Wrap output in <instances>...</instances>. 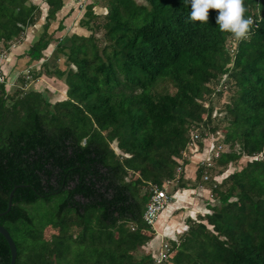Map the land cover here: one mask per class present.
<instances>
[{
  "label": "trees",
  "instance_id": "1",
  "mask_svg": "<svg viewBox=\"0 0 264 264\" xmlns=\"http://www.w3.org/2000/svg\"><path fill=\"white\" fill-rule=\"evenodd\" d=\"M41 1V32L23 54L37 61L55 38L64 68L45 59L27 70L61 79L65 93L50 102L20 76L11 96L0 80V212L18 185L0 225L14 264H155L151 251L135 255L154 235L142 219L149 186L174 178L191 141L208 136L223 148L196 170L207 212L166 239L157 264H264V0H244L254 24L239 42L214 10L209 23L190 20L186 0H97L100 13L87 0L78 23L88 34L67 45L47 31L62 0ZM39 14L36 0H0V53ZM34 203L49 207L31 212ZM8 261L0 235V264Z\"/></svg>",
  "mask_w": 264,
  "mask_h": 264
},
{
  "label": "rangeland",
  "instance_id": "2",
  "mask_svg": "<svg viewBox=\"0 0 264 264\" xmlns=\"http://www.w3.org/2000/svg\"><path fill=\"white\" fill-rule=\"evenodd\" d=\"M37 3L39 4L40 7V14H39V18L38 20L31 26H28L25 30L24 35L22 36V38L17 42L12 43L11 45H9L8 50L6 51H2L0 53V80H2L4 78L5 84H4V90L6 91V93L8 95L13 96V89L15 87H19L21 84L20 81V76H24L23 79L24 81H27V85L25 86V88L31 87L35 90H39L42 91V93L48 98V100L50 102L56 101V100H61L64 98V93H65V86L63 84V82L61 81V79H57L55 78L53 75L50 76H45L44 74H41L40 76H37L35 79H32L30 77V73L28 72L27 68L29 70L32 71V69H34V71H40L41 70V66L40 64L46 59L47 61L49 60V64L51 67L55 66L58 68H64V64H63V58L61 56V54L59 52H57L56 50V41L55 38H62V42L61 45H67L69 44V40H68V36L70 34H88V30L82 26L79 25L78 23V19L79 16L81 15V11L83 10V5H81L79 12L77 13H68L66 16L63 17L64 13L66 10L69 9V7L71 6H75L77 7V3L78 2H74V1H63L64 2V7L66 10H64L63 12H56L54 17H55V22L51 21L48 24V28L47 31L49 33H52V38H54V40H50V42L47 44L46 48L44 50H42V57L37 60V61H29L27 56H25L23 54V50L26 49L27 47L30 46L32 39H34V37H36L40 32H41V24L43 22V16L45 15L46 9H47V5L44 1L41 0H36ZM82 1V0H81ZM85 1V0H84ZM94 1V0H93ZM97 1V0H95ZM137 3H144L143 0H135ZM101 5V1H97L95 3H93L92 5V10L94 12H103L105 10V8H103V6L100 7ZM63 5V3H62ZM62 7V6H61ZM61 9V8H60ZM59 9V10H60ZM57 20H61V22H63L64 27L60 30L55 29L56 24H57ZM98 35V33L96 34ZM27 76V77H26ZM225 100L223 96L221 97H217V98H212V106L214 109H221V103L222 101ZM220 113H222V111H220ZM213 114H215V112H213ZM219 119V118H218ZM218 122V121H217ZM220 124V123H219ZM222 124V123H221ZM215 133H219V130L216 131ZM216 134V135H217ZM193 138V137H192ZM196 139V138H195ZM193 139V140H195ZM207 142L210 143L211 141H213V143H211L212 148H218L217 146L219 145V149H222L223 146L218 142L217 139L214 138V136H208L207 137ZM205 142V141H203ZM193 141H191V145H193ZM115 142L112 143V146L114 147ZM188 149V147H187ZM187 149L184 153L187 152ZM215 151V150H214ZM211 153V152H210ZM209 155V153L207 154ZM248 161V158L246 157H242L240 158L236 164H233V167H241L243 166L246 162ZM229 167V166H227ZM230 168L229 170L233 169ZM228 170L224 171L221 175H219L218 177H216L217 181H219L223 176H225V174H227ZM207 176V175H206ZM171 190V185H167L165 187V191L168 192ZM209 196V195H208ZM48 208L49 205L44 203V204H30V205H26V208L33 212L34 210L37 212H43L42 208ZM207 212V210L203 211V213ZM42 219H45V217H43ZM186 227H184L185 229ZM46 235L45 238H48L50 235V232H52V229H46ZM176 238V237H175ZM146 251H151V249L149 248V245L146 243L143 246H140L136 249V253L135 255H140L145 253ZM157 251V250H156ZM155 254V253H153Z\"/></svg>",
  "mask_w": 264,
  "mask_h": 264
},
{
  "label": "crops",
  "instance_id": "3",
  "mask_svg": "<svg viewBox=\"0 0 264 264\" xmlns=\"http://www.w3.org/2000/svg\"><path fill=\"white\" fill-rule=\"evenodd\" d=\"M63 1L67 2L68 0H62L63 5L58 12L66 10ZM69 1L78 2L77 7H75L76 5L69 7V9L65 11L63 17L68 13L75 14L79 12L81 7L80 4L83 5L87 0ZM101 6L102 5H100V7ZM82 12L83 10L81 13ZM58 22L59 20H57V24ZM61 23L63 25V22ZM57 24L55 27H57ZM203 141L205 142L202 143V146L194 142L193 145L188 147L185 153V162L180 166L176 182L170 184L171 190L167 192L170 196V201L157 215L152 225L154 235L147 242L153 253H156L160 243L167 242L166 239H174L176 234L186 227L187 218H195L197 214H203V211L206 210L209 189L195 176L198 167L209 158L210 152L213 150L211 145L213 141L210 143H208L206 139ZM208 153L209 155H207ZM179 182L184 185L179 186Z\"/></svg>",
  "mask_w": 264,
  "mask_h": 264
},
{
  "label": "clouds",
  "instance_id": "4",
  "mask_svg": "<svg viewBox=\"0 0 264 264\" xmlns=\"http://www.w3.org/2000/svg\"><path fill=\"white\" fill-rule=\"evenodd\" d=\"M190 5L189 19L200 23H209L210 10L217 12L215 25L223 33H229L237 42L246 40L254 24L247 16L248 9L244 0H186Z\"/></svg>",
  "mask_w": 264,
  "mask_h": 264
},
{
  "label": "built area",
  "instance_id": "5",
  "mask_svg": "<svg viewBox=\"0 0 264 264\" xmlns=\"http://www.w3.org/2000/svg\"><path fill=\"white\" fill-rule=\"evenodd\" d=\"M192 137H193V139H195L196 134H193ZM189 146H191V143L189 144ZM217 147L218 148H215L211 151L213 157L218 156V153L220 150L219 145ZM210 156H211V154H210ZM209 164H210L209 160L207 159L205 161V165L208 166ZM179 170H180V166H176V168H175V174L176 175L174 176V178L163 180V182L160 186L155 185V184H151L149 186V197H148V200L145 204V208H144L143 213H142V219L146 224L153 225V223L156 220L159 212L161 210H163V208L166 206V204L170 201V196L165 191V187L167 185H170V184L176 182L177 174L179 173ZM205 178H206V176L204 175L203 179H205ZM169 251H170L169 245L167 244V242L160 243V245L158 246V249L155 253V256H154V263L157 264V263H160L162 260L167 259L168 255H169Z\"/></svg>",
  "mask_w": 264,
  "mask_h": 264
},
{
  "label": "water",
  "instance_id": "6",
  "mask_svg": "<svg viewBox=\"0 0 264 264\" xmlns=\"http://www.w3.org/2000/svg\"><path fill=\"white\" fill-rule=\"evenodd\" d=\"M17 186L18 185H13L11 190L8 192L5 210L0 212V215L4 214L5 212H7L9 210L10 205H11V196H12L13 190ZM0 235L5 240V242H6L7 246H8V249H9V261H8V264H14V260H15V256H16L15 244H14L12 238L10 237L9 233L7 232V230L1 225H0Z\"/></svg>",
  "mask_w": 264,
  "mask_h": 264
}]
</instances>
